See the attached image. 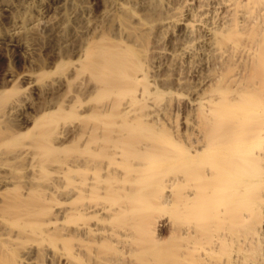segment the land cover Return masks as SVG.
<instances>
[{
	"label": "bare ground",
	"instance_id": "bare-ground-1",
	"mask_svg": "<svg viewBox=\"0 0 264 264\" xmlns=\"http://www.w3.org/2000/svg\"><path fill=\"white\" fill-rule=\"evenodd\" d=\"M157 1L107 6L111 13H130L132 23L148 32L155 27L169 33L154 38L150 64L137 48L120 44L86 42L79 57L83 74L90 71L103 85L99 95L120 99L118 112L91 117L123 118L130 135L120 141L125 148L114 145L103 153L137 186L127 189L130 181L113 174L96 184L75 177L82 164L56 161L62 148L48 139H3L0 171L10 160L24 159L32 169L39 165L40 176L17 216L0 217V264H264V0ZM87 9L86 0H0V48L34 51L28 36L41 26L69 38L74 19ZM122 16L111 28L122 26L128 17ZM161 70L176 76L170 81ZM188 77L195 83L186 84ZM25 78L38 86L33 75ZM184 95L205 127L192 145L174 138L160 119L163 101ZM21 103L11 98L0 119L12 123ZM192 112L184 117L188 129L198 125ZM60 180L68 194L62 206L73 197L98 195V203L65 206L55 216L56 205L41 202L54 199L48 194ZM166 210L173 227L161 242L153 236L151 216Z\"/></svg>",
	"mask_w": 264,
	"mask_h": 264
},
{
	"label": "rangeland",
	"instance_id": "rangeland-1",
	"mask_svg": "<svg viewBox=\"0 0 264 264\" xmlns=\"http://www.w3.org/2000/svg\"><path fill=\"white\" fill-rule=\"evenodd\" d=\"M86 1L87 12L81 18L78 16L74 19L69 38H64L57 32L53 33L41 26L28 36L35 47L34 51H17L9 46L0 48V113L4 111L6 103L11 98L22 101L21 110L15 115L12 123L3 118L0 119V141L15 138L21 144H38L48 139L53 141L55 146L62 148V151L56 155V161L70 166L82 164L80 169L83 172L75 174V177L85 178L86 181H93L96 184L100 176L111 178L113 174L117 179L123 177L130 181L124 187L134 188L137 185L131 181L133 175L116 169L113 162H110L103 153H111L114 145L125 148V144L121 145L120 141L128 140L130 135L126 134L121 126L123 118L105 116L95 119L91 117L96 112H106L108 115L118 112L122 107L120 99L118 95L105 97L99 95L98 90L103 85L92 76L90 71L83 74L84 68L79 66V57L82 55V46L86 42L92 43L93 46H99L102 43L107 44L106 46L120 44L134 46L145 55L143 59L151 63L154 60V42L159 38L160 32L155 27L154 31L152 28L148 32L143 26L132 23L133 17L129 18L131 14L128 15L126 11L116 9L111 13V9L107 6L110 4L111 7L114 0ZM154 2L158 1L154 0ZM121 14L123 19L128 16L123 20L124 24L122 23L121 27L111 28V25L117 23L114 22L117 16ZM163 34L166 39L169 37V33L163 32ZM87 63L88 61L85 60L84 64L87 65ZM162 74L163 78L168 74L170 81L176 76L173 71L167 70L162 71ZM26 75L37 78L38 86H31L29 80L25 78ZM194 83L193 79L189 77L186 79V84ZM126 95L123 102L131 97V93ZM187 100L185 95L171 96L168 100H164L162 111L164 116L161 115L160 119L174 138L181 143L192 145L198 133L204 131L205 127L202 125L200 116L188 109ZM117 104L120 106L116 107ZM45 112L48 113L43 115ZM187 112L193 113L192 121L198 123L196 129H188L183 124ZM43 135L45 136L42 137ZM57 136L61 137L56 138ZM91 151H99L100 155H95ZM58 162L54 163L55 167H59L60 171L65 170L66 166ZM8 164L7 169L0 171L2 182H0V217L13 218L17 216L19 205L23 206L24 203L30 202L34 194L33 190L36 188L32 187V181L40 176V168L35 163L32 169L30 161L24 159L10 160ZM5 181L13 182V184L3 187ZM56 187L58 189L55 188L48 194L54 199L41 202V207L56 205L53 208L55 216L59 208L71 209L85 201V199L80 200V197L76 199L73 197L67 200L66 207L62 206L68 198L67 183L63 180L56 181ZM102 191L100 190L99 193ZM91 197L84 203H98V195ZM153 213L151 216L153 236L161 242H167L170 236L169 231L173 227L169 213L167 210ZM3 226L0 222V233L3 232Z\"/></svg>",
	"mask_w": 264,
	"mask_h": 264
}]
</instances>
